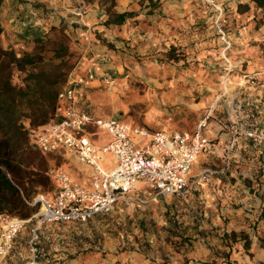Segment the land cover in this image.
<instances>
[{
	"label": "rangeland",
	"instance_id": "374dc122",
	"mask_svg": "<svg viewBox=\"0 0 264 264\" xmlns=\"http://www.w3.org/2000/svg\"><path fill=\"white\" fill-rule=\"evenodd\" d=\"M99 1L104 5L106 16H108L107 9L110 12H116L113 9L115 0ZM143 1L141 0V4ZM194 4L198 12L211 20L212 37L216 42L213 46L216 51L215 55L209 56V60L206 56L207 61H202L200 48L205 39L200 37L191 43L194 49L190 54V57L192 56L190 62L186 61L189 56L186 51L184 49L177 50L178 47L134 53L133 57L128 58V65L136 66L135 73L131 72L130 78H127L130 81L125 80L122 75L125 82L121 83L117 91L111 90L109 88L112 87L103 84L93 89L90 108L97 114L114 115L140 126L152 127L154 125L161 128L166 125L168 120L177 124L179 129L191 131L208 112L211 104H215L216 108L225 106L228 82L235 81L241 88L260 86L261 81L264 80V70L254 68L246 70L242 67V71H237V77L234 79L233 70L229 65H226L225 69V65L220 59L221 56L222 60L226 61L227 51L235 47V39L244 36L247 23L239 21L229 27V22L226 19L227 9L220 3L223 8L221 27L232 41L230 48L225 50V43H223L215 25L214 10L206 8L200 0H194ZM255 6L259 9L260 20L264 21V9L256 4ZM59 9V7L48 4L37 13L39 15L36 17L48 20L49 26L44 34L35 35L33 31H27L24 36H28L29 39L22 42L23 46L16 48L6 37L1 38L2 42L21 53L32 50L36 41H43L47 37H54L60 32L61 34L65 32L69 38V49L72 52L70 64L75 66L83 54L82 38L89 35L88 26L73 21L74 14L70 11ZM53 26L55 29H52ZM77 28L78 32H76ZM84 30L85 34L81 35L80 31ZM91 33L94 34V32ZM93 38L114 48L113 45H110L111 43L108 44L105 38H101L96 33ZM205 62L209 63L207 68L204 65H198ZM109 70L111 71L110 68ZM183 71H190L194 79L186 84L183 83V80L177 84H171L170 78ZM163 77L169 78L164 80ZM251 78H254L253 82ZM24 111L29 112L25 109ZM216 111L214 109L212 115H216ZM211 117L210 114L208 123L212 119ZM24 124L26 129L34 128L27 118H24ZM34 131L35 129H32L31 132ZM86 133L95 145L99 144L94 139V135H106L103 130H87ZM32 136L33 134H30V138ZM261 153L264 155V145H262ZM37 155L33 148H28L24 153L28 159L36 158ZM51 159L50 156L45 157V173L49 176V182L44 186H33V192L30 194L31 199L36 194L47 195L50 192V169L54 163L57 165L62 163L58 158ZM109 160L110 158L107 157L105 162L108 163ZM37 161L36 158L35 162ZM214 162L217 170L226 172V164L219 157ZM202 167L203 163L199 164V170ZM191 169L192 175L195 176L199 173V170L195 172L194 164ZM233 169L237 176L245 175L240 180L239 191L242 196L247 194V187L250 188L248 193L252 198L258 193L260 195L263 193L261 184L264 187V160L258 158L257 162L250 165L235 164ZM205 182L211 184L205 179L202 185L198 184L196 189L185 198L170 196L158 198L156 202L148 204H118L109 212L96 214L83 223L71 221L63 222V224H42L38 229V260L42 264H138L140 261H129V258H138L148 261V264H187L190 261V255L196 252L197 245L212 246L213 241L220 237L217 231L219 224L228 220L224 214L213 210L205 202V199L200 197ZM190 195H192L191 198H189ZM251 204L248 200L246 205L248 210H245L248 213L247 219L253 221L256 214L264 217V210L253 213L254 207ZM35 211L36 209L33 210V213ZM33 213L28 218H21L28 221L14 238L13 248L6 258V264H24L30 257L28 244L30 229L36 225L35 218H31ZM238 236L245 237L246 235L239 232Z\"/></svg>",
	"mask_w": 264,
	"mask_h": 264
},
{
	"label": "crops",
	"instance_id": "0c3cea01",
	"mask_svg": "<svg viewBox=\"0 0 264 264\" xmlns=\"http://www.w3.org/2000/svg\"><path fill=\"white\" fill-rule=\"evenodd\" d=\"M227 9V22L229 27L233 23L244 21L247 23L246 31L242 38L235 39V47L227 51V60L221 62L223 65H229L233 70V77L236 79L237 71H242V67L247 69L264 70V21L260 20L259 9L255 6L253 0H218ZM54 5L62 8L74 15L73 21L88 26L89 35L82 38L83 54L80 60L83 65H79L75 74L81 75L86 72L90 63L97 60L99 56L106 55L110 58L109 62H99L94 65L95 71L101 72L103 67H108L113 73L115 84L111 90H116L121 86L124 73H135L136 66L128 65V58L133 57L134 53L146 51L166 50L173 47L184 49L189 55L187 60L190 62L192 53L191 43L196 38L205 39L201 45L202 61L209 60V56L215 55L213 46L216 44L212 37L211 20L206 15L196 10L194 0H115L113 9L117 13L133 12L126 17L120 24H103L107 18L104 5L99 0H3L0 6V24L2 32L0 37H6L13 47L23 46L25 40H28L27 31H33L34 34H44L48 20L36 17L37 13L45 5ZM58 4V5H57ZM63 10V11H64ZM65 12V13H66ZM50 22V20H49ZM226 22V20H225ZM31 24V25H30ZM78 28L76 29V32ZM81 35L85 34L80 31ZM106 42L113 45L108 47L93 38V33ZM229 33V32H228ZM230 35V33H229ZM232 37V36H231ZM28 45V44H27ZM18 52V51H17ZM217 51V55H218ZM207 62L199 63L207 68ZM169 77H163L168 80ZM171 84L191 81L193 76L190 71H183L181 74L172 76ZM262 80V79H261ZM128 82L130 81L127 80ZM260 86H247L241 88L235 81L228 82L225 92V106L216 108L211 104V120L209 121L205 134L209 140L208 146L194 161L197 172L199 164L203 167L199 172L208 170L206 179L211 182L209 185L205 182L202 186L200 197L219 214H224L228 220L219 224L218 235L212 246L197 245L196 252L190 255V261L187 264H264V217L256 214L253 221L247 219V202H251L254 209L253 213H259L264 210V191L253 198L249 195H241L239 191L240 180L245 175L239 177L236 175L233 167L235 164L250 165L257 162L258 158L264 160L261 153L264 145V80ZM101 86L98 80L92 81L89 86H77L73 104L88 110L95 117H113L123 120L133 126L145 128L149 131H174L187 130L171 121H166V125L158 126H140L132 124L123 118L114 115L97 114L90 105L92 90ZM65 104V103H64ZM216 115H212L213 111ZM188 127V126H183ZM90 131L101 130L95 126H89ZM138 141H142L138 136H134ZM98 144H103L108 140V135H94ZM91 140V139H90ZM92 141V140H91ZM94 143V142H93ZM51 160H61V165L56 163L53 166H62L69 170L72 177L79 181H87V168L80 165L76 157L72 154H54L50 155ZM110 158L108 163L105 161ZM219 157L226 164L225 173L217 170L214 160ZM192 164V165H193ZM102 165L106 168L114 165L113 157L110 153L104 154ZM192 167V166H191ZM192 174V169H190ZM204 180H200L199 185ZM197 184V185H198ZM210 186L209 188L207 187ZM51 189L47 195L50 198L53 195L56 184L53 177L50 176ZM194 187V191L197 187ZM261 189L264 190L263 184ZM261 190V191H262ZM191 193V192H190ZM174 195L160 196L170 197ZM192 195L189 196L191 198ZM152 203V202H149ZM243 203V204H242ZM123 204L118 202L115 204ZM148 204V203H146ZM237 204V206H236ZM249 210H251L249 208ZM219 217V216H218ZM224 218V217H223ZM220 219V218H219ZM63 224V222L45 223V225ZM221 231V233H220ZM239 232L245 233V237H240ZM129 261H140L138 264H148V261L138 258H129ZM126 264V263H124Z\"/></svg>",
	"mask_w": 264,
	"mask_h": 264
},
{
	"label": "built area",
	"instance_id": "2783aa9c",
	"mask_svg": "<svg viewBox=\"0 0 264 264\" xmlns=\"http://www.w3.org/2000/svg\"><path fill=\"white\" fill-rule=\"evenodd\" d=\"M200 2L214 10L215 25L225 43V50L230 48L232 41L220 23L223 14L221 4L218 0ZM225 60L228 62L226 57ZM109 61L108 56H99L84 74L77 75L76 68L83 65L79 59L58 93L54 117L43 128L31 133L30 142L35 150L47 156L60 153L74 155L77 162L87 168L88 179L79 181L62 166L55 165L50 169L49 175L56 184L53 195L47 198L36 194L27 202L37 208L31 217L36 220V225L30 229L28 242L31 255L24 264H42L38 260L37 246L38 229L42 224L87 222L96 214L109 212L118 202L146 204L165 195L185 198L198 181L206 179L208 170L194 176L190 169L209 144L205 129L211 108L193 130L166 132L149 131L118 118L95 117L73 104L77 86H89L94 80L107 87L114 86L115 79L107 66L100 73L94 69L97 63ZM128 77V73L123 74L125 80ZM91 125L106 132L108 140L105 143L95 145L90 140L86 132ZM134 136L143 140L138 141ZM106 153H110L114 160V165L109 168L102 165ZM27 221L0 214V264H6L14 238Z\"/></svg>",
	"mask_w": 264,
	"mask_h": 264
},
{
	"label": "trees",
	"instance_id": "16d2710c",
	"mask_svg": "<svg viewBox=\"0 0 264 264\" xmlns=\"http://www.w3.org/2000/svg\"><path fill=\"white\" fill-rule=\"evenodd\" d=\"M253 1L264 9V0ZM107 13L105 25L120 24L132 15L108 9ZM68 42L65 32H60L36 41L32 50L18 53L0 37V214L28 218L37 208L27 203L33 186L49 182L45 173L47 155L33 148L30 134L32 129L43 128L57 110L58 93L74 67L70 64L72 52ZM24 118L34 128L26 129ZM28 148L38 154L37 162L36 158L24 156Z\"/></svg>",
	"mask_w": 264,
	"mask_h": 264
}]
</instances>
